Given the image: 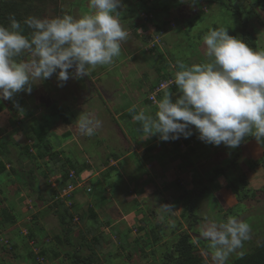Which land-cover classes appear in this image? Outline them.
<instances>
[{
  "label": "rangeland",
  "instance_id": "374dc122",
  "mask_svg": "<svg viewBox=\"0 0 264 264\" xmlns=\"http://www.w3.org/2000/svg\"><path fill=\"white\" fill-rule=\"evenodd\" d=\"M143 2H146L147 9L150 7H158L164 11L166 10L164 12L165 17L169 14V19H166L168 22L167 27L163 28L164 31L162 33L166 34L167 39L163 41L177 43L180 49H187L182 50L184 56L187 58H181L179 60L180 63H186L187 60L191 64L207 61L202 37L210 29L226 28L230 36L242 40V20L245 21V27L251 37V43H245L253 50H264V13L256 8L253 0H195V3H192L193 0H146ZM11 4L14 7L21 6L22 8L27 7V5H32V11L37 12V14H32L30 13L31 11L29 13L21 11L20 16L23 19L29 16L51 19L65 14L79 18L89 11L88 0H0V8L4 11H7L8 9L5 8H10ZM122 4L124 7L117 9L121 13V27L128 33V39L133 41L131 42V49L127 50H132L134 53L136 51L137 55L145 56L143 53L145 54L146 50L152 47L151 43L153 41L146 40L143 43V40H139V37H145V34L139 29L136 32H132V30L133 26L140 25V22H146L147 24L145 26L151 28L149 26V20L155 19V16H153V19H150V16L155 13L146 15L143 11L145 8L139 7L140 4L136 3L135 0H122ZM133 9H137L134 11L136 15H134ZM138 17L143 19L138 22L133 20L134 18L138 20ZM151 30L147 34H151ZM136 33L139 34V36L137 35L138 37L134 36ZM155 39L157 40V37ZM137 45H141V51L137 50ZM188 47L191 49L188 50ZM17 59H27V56H22ZM106 66L108 67L109 65L96 66L95 68L89 69L88 75L83 78H70L63 83L62 87L58 86L59 82L55 74L46 80H34L31 94L21 91L16 93L11 100L0 101V141H3L4 144L5 142L7 143V157L0 155V160L5 163L7 169V173H0V264H39L35 259V255L33 257L29 256L30 253L35 254L39 249L45 248L44 246H48L50 243L53 249H57L64 256L61 258L64 262H60L59 260L56 263L54 260H48L42 261L41 264H71L69 260H71L70 257L74 251L73 248L78 251L79 256L86 257L88 254L91 255L90 257L93 260L92 264H174L176 261L171 258L175 257L173 251L174 244L181 231H187L189 233L196 247L195 252L203 258L205 264H211L210 255H206L209 252L207 242L199 239L200 228L206 220L219 223L226 221L229 216H234L247 222L251 226V234L250 239L244 242L243 248L230 255L227 264L232 263L241 253L251 251L260 242L264 241V161H262L264 148H260L258 145H249L246 149L249 159L245 161L249 162L253 168L245 175V182L242 183L241 187L238 183H234L235 185L232 184L233 189L238 191L236 194L234 192V198L236 199L237 197V199H240L241 203L237 204L234 209L227 213L226 209L228 204L226 203L225 207V200L223 201L222 198L220 199L218 196L212 195L210 187L211 180L205 176L203 183H207L206 186L209 188L197 196L195 195L193 205L196 204L194 206L196 208L202 202L201 199H205L201 208H198L197 211L194 209L193 213H191L195 221L190 216L183 217V209L179 205L171 212L176 222L170 221V213H166L162 222L169 224L166 226L161 223V232H159L157 227H154L157 222L152 223L153 225L150 224L151 226L149 225L150 219L148 216L150 213L147 214L146 212L142 216H145V218L141 217L139 219L140 222L143 220L141 226H138V224L133 225L130 221H128V225L123 218V211L128 210L131 206L133 207L134 202L132 204L131 201L123 199L122 202L118 203L120 211H106L105 208L97 211V219L102 226H93L96 231L90 226V229L93 231L92 233L84 234L86 227L83 226L80 220L78 224L71 222L72 229L76 228L80 233H83L86 241L81 242V238L79 240V238L74 236L71 238V245L62 244L55 247V243L51 242V240L57 235L58 231H61V227L57 226L56 219L50 216V211L55 206L54 203L57 202L51 196L54 190V185L52 184L56 185L53 179L59 177L60 170L62 169L60 168L61 163L65 164V170L72 169L68 167L65 158L68 157L70 162L76 164V168L80 170L78 183H82L85 180L88 181V184L90 182L89 186L93 190L92 195L94 199L103 193V189L98 184V181L106 177L105 174L103 176L102 174L107 170L102 172L104 169L100 167L98 169L95 165L101 163L108 155L105 153L104 148H108L109 146L108 143L105 144V141L101 142L99 137L106 136L109 130L114 131L116 123L114 124V121L108 116V108L101 105L100 94L102 92L100 93L98 90H95V85H119L118 88H122V83H116L108 79V74H100L103 73V70H106ZM170 78L173 79L174 77ZM126 88L133 91L136 89V85H128ZM147 99L151 103L149 96ZM59 111H64L66 123H63L62 119L58 118L57 122L46 125V128H49V132L52 133V146L57 157L53 163L51 162L54 165L52 166L51 174L48 175L52 176L44 178L43 172L47 171L45 166L41 164L40 159H31L22 154L25 145H29V140L22 133L23 129L20 123L21 121L28 124L41 122L45 126L43 124L44 121L49 122L52 119L53 112L59 113ZM81 113H91L102 121V127L94 136H83L76 131L75 120ZM124 116L125 114L122 116L123 120L116 119L117 126L127 129L129 134H134L133 130L135 129L130 125V119L127 115ZM66 131L70 133L69 137L63 135ZM53 134L59 138L61 143H57L54 140ZM4 137L6 139L3 140ZM135 140L136 138H133L132 142ZM116 143L117 141H114L109 145L118 150H122V147L124 148V146L116 145ZM254 150L259 151L258 158L261 159L257 157L251 158ZM84 151L86 153L88 152L87 157ZM84 157H86V160ZM225 157L226 155L224 159ZM6 158L10 160V163ZM231 159L232 154L229 152L228 158L226 157V163L231 161ZM87 160L89 161L87 162L88 164L86 163ZM235 164L236 161L233 165L231 164V168L235 170V173L232 171L230 173L234 174V177L242 176V173L239 171L240 169L234 167ZM229 167L227 165L226 169ZM11 168L15 169L16 173H9ZM29 170H32V177L28 173ZM140 172L138 171V174ZM149 172L152 174L155 173L153 170ZM107 173L109 177L115 179V183H119L123 188H130L127 187L128 182L124 178L128 179L127 175L136 174V171H131L129 167H126V174L122 173L124 178H119V174L112 173V170H108ZM198 174L196 172L192 176L195 177ZM169 177H171L170 173L166 172V179ZM130 183L134 189L139 188L137 186V180L130 181ZM192 185V194L189 196L191 198L194 197V184ZM57 190L59 189L57 188ZM79 192L80 189H77L74 193L75 199ZM111 192H114V190H111ZM36 195H40L42 198H38ZM243 195H246V197L243 198ZM150 196L160 199V193L157 189L156 193ZM213 198L216 199L219 205L218 208L217 204L213 202ZM138 204L140 207V202ZM153 204L155 206H161L156 201H153ZM105 207L110 209L109 206ZM150 207H152V204L145 203V200H143L142 208L146 210ZM135 208L137 206H134L133 210ZM2 209H5L12 218H15V224H9L3 221ZM141 212L142 209L137 214ZM151 213L154 214L153 212ZM35 214H39V220L31 225L30 223L33 221V217L36 216ZM108 215H110L111 219L106 224ZM154 220L159 221L157 218H154ZM41 226H43L42 229H45L43 233L38 232ZM56 226L58 230L55 228ZM189 226L193 228L191 229ZM49 227L52 229L51 234L54 233L53 235H49ZM99 231H103L104 236L97 243L98 246H96L93 238L99 236ZM28 233H32L34 239L28 238ZM155 237L159 239L158 242L151 244V240ZM120 239L123 243L125 240L126 243L130 241L129 248L123 249L120 245ZM78 243H82L83 247L77 249ZM85 243H90L93 250L86 248ZM66 255L69 259L65 257Z\"/></svg>",
  "mask_w": 264,
  "mask_h": 264
},
{
  "label": "clouds",
  "instance_id": "9594fccd",
  "mask_svg": "<svg viewBox=\"0 0 264 264\" xmlns=\"http://www.w3.org/2000/svg\"><path fill=\"white\" fill-rule=\"evenodd\" d=\"M122 7V0H88L89 11L79 18L29 16L21 22L9 16L7 26L0 24V101L21 91L31 94L34 80L55 74L62 87L70 78L87 76L91 68L112 64L128 35L117 11ZM202 40L207 61L178 65L175 100L165 92L154 117L141 110L132 118L141 123L146 138L187 139L194 127L205 144L235 149L252 137L264 148V50H253L222 27L210 29ZM22 56L27 59H17ZM101 127L102 121L91 113L75 120L83 136H94ZM159 208L163 213L174 211L172 205ZM250 234L247 222L229 216L219 223L206 220L199 239L207 242L211 264H227Z\"/></svg>",
  "mask_w": 264,
  "mask_h": 264
},
{
  "label": "crops",
  "instance_id": "0c3cea01",
  "mask_svg": "<svg viewBox=\"0 0 264 264\" xmlns=\"http://www.w3.org/2000/svg\"><path fill=\"white\" fill-rule=\"evenodd\" d=\"M135 10L137 9H133L134 15H136L134 12ZM160 14H156L157 16L152 15V18L153 16L156 18L149 22V26H151V28L149 27L150 29L148 26H145L147 24L146 22H140L141 24L138 26L132 25V32H136V30L139 29L145 34V37L141 36L139 37V40L142 39L143 43H145L146 40L153 41V43L156 44L154 49H148L146 50L145 54L142 52L145 56H139L137 55L136 51L134 53L132 50H127L131 49V42H133L127 37L121 42L120 55L114 58L112 64H110L108 67H105L106 70H103V73H100L108 74V79H111L116 83H122V88H118L119 85H95V90H98L100 93L102 92L100 94L101 105L108 108L109 112L107 114H109L108 116H110L111 120L114 121V124L116 123L117 128H115L114 131L109 130L108 133H106V136L99 137L101 142L105 141V144L108 143L109 147L104 148L105 153L108 155L106 154L107 156L104 158V160L98 165H95V167L98 169L99 167L104 169L102 172L105 170H112V173L114 172L119 174V178L123 177L122 173L126 174V167H129L131 171H136V174H128V179L123 177L124 180L128 182L127 187L130 188H123L121 185H119V183H115V179L109 177V174L107 171H105L102 176L105 174L106 177L99 179L98 181V184L103 189L102 194L94 199L92 195L93 190L89 186L90 182L88 184V181L85 180L86 182L82 181L83 188L80 189L79 192L81 196L78 193L75 199L76 204L79 205L83 204L84 202H90L89 206L93 208L96 215L97 211L101 210L102 208H105L106 211H120L118 203L122 202L123 199L129 200L132 202V204L134 202V206H137V208L133 210L134 206H131L128 210L123 211V218L126 220L127 224L129 223L128 221H130L133 225L138 224V226H141L142 224L140 223L139 219L146 212L147 214L150 213L148 216L150 219L149 225L157 222L154 227H158V229L161 228V223L165 224L166 226L169 223L162 222L163 218L166 216V213L161 212L159 208L160 206H155L153 201L159 202L160 205L174 204L173 210L179 205L183 209L184 205H186L189 199L195 200L194 198L199 193H202L209 188L206 186L207 183H203L205 176L211 180L210 187L212 195L218 196L220 199L222 198L223 201L225 200V207L226 203L228 204L227 209L225 208L226 213L234 209L237 204H240L241 201L239 202L234 198L238 191L233 189L232 184L238 183L242 186L243 181L245 182V175L253 168L249 162L245 161L246 159H249L246 149L249 145H257L256 141L252 137L246 138L245 142H242L241 145L235 149H229L224 145L213 146L210 144H205L197 139V133L195 132L194 127L193 135L187 139L180 138L165 142L161 141L158 135H152L146 138V134L142 131L141 123L135 121L132 118L133 115L142 110L146 115L154 117L155 112L157 111V101L163 97L165 92L169 93L170 91L173 101L175 100L179 94V90L176 85H172L168 89L159 92L155 97V102H151L152 104L147 98L148 96L152 95V90L157 86L156 84L160 80H166L167 75H169V78L174 77L175 72L179 70V60H181V58H187L184 56V52H182V50L187 49H180L177 43L163 41L167 39L166 34L162 33L164 31L163 28L167 27L168 22H164V18L162 17V14ZM133 20L137 22L139 21L135 18ZM157 26H161V28H157ZM150 30L151 34H147V32ZM137 35L139 36L137 33L134 36ZM155 37H157V40ZM136 47H138L137 50H142L141 45H137ZM190 49L191 48L188 47V50ZM173 59L177 62L173 61ZM183 64H185V66L193 65L188 60ZM133 84L136 85L135 90L132 91L126 88L128 85ZM133 109H135V111H133ZM124 114L130 119V125L134 127V134H129L127 129L117 126L116 119L123 120L122 116ZM133 138H136L134 142H132ZM114 141H117L116 145L124 146V148L122 147V150L112 148L109 144L113 143ZM84 152L87 157L88 152ZM229 152L232 154V159L226 163V157L228 158ZM225 155L226 157L224 159ZM235 155H237V158L234 159L236 161L235 168L240 169L239 171L242 173V176H237L238 178L234 177V174L230 173V171L235 173V170H233L230 166V163L232 162ZM86 157H84L85 160ZM242 157H244V159H242ZM253 157H259L258 150H254L252 152L251 158ZM87 162L89 161L87 160L86 163ZM227 165L230 167L226 169ZM150 170H153L155 173H150ZM216 170H219L220 172L216 173ZM138 171L141 172L138 174ZM166 172H169L171 175V177L168 178L169 180L166 179ZM196 172L200 175L198 174L193 177L192 174H196ZM139 175L140 177H138ZM135 180L138 181L137 186L139 187L136 189H134L130 183V181ZM192 184H194L193 198L189 197L192 194ZM86 188L91 189V195H88V193L85 192ZM156 189L160 193V199H157V197L154 198L153 196L156 193ZM111 190H114V192H111ZM215 198H213V202L217 204L218 208L219 205ZM143 200H145V203H151L152 207L144 210L142 208ZM201 200L202 202L197 206V208L194 207L196 211L198 208H201L202 204H204L205 199ZM139 202L140 207L138 204ZM105 206H109L110 209H107ZM141 209L142 212L137 214V212ZM142 218H145V216ZM154 218H157L159 221H155ZM110 219L111 217L108 215L107 221L110 222ZM169 219L170 221L176 222L175 218L172 217L171 212ZM129 242L130 241H127L126 243L125 240L123 243L121 240L120 245L123 249L127 247L129 248Z\"/></svg>",
  "mask_w": 264,
  "mask_h": 264
},
{
  "label": "trees",
  "instance_id": "16d2710c",
  "mask_svg": "<svg viewBox=\"0 0 264 264\" xmlns=\"http://www.w3.org/2000/svg\"><path fill=\"white\" fill-rule=\"evenodd\" d=\"M135 1H136V3L140 4V6L138 5L139 7L145 8L144 11H145L146 15H151L150 13H155L154 15H156V14L158 15L161 13L162 17H164V22H167L166 19H169L168 18L169 14L166 15L167 18L163 14V12H165L166 10L164 11L163 9L158 8V7L157 8H154V7L151 8L150 7L151 9L150 8L147 9L146 2H143L146 0H135ZM253 2H254V5L256 6V8L264 13V0H253ZM32 8H33L32 5H27V7L22 8L21 6L14 7L13 4H11L10 8H5V9H8L7 11H4L2 8H0V24L7 26L9 16H15V18L18 21H20V20L23 21L24 19L20 16L21 11L26 12V13H29V11H31L30 13L37 14V12L32 11ZM140 19L142 20L143 18L138 17V20H140ZM150 19H153L152 16H150ZM151 21L149 20V22H151ZM157 28H161V26H157ZM28 33H29L28 29L25 27L24 34L27 35ZM241 38H242L243 42H246V43L250 42L251 43V37H250L249 33L247 32V29L245 27V21H243V20H242ZM155 47H156V45H154L152 48H148V49L152 50ZM173 61L177 62L174 59H173ZM167 76H166V79H169V75H167ZM173 85H175V84H173ZM51 118L52 119L49 122L44 121L43 124L45 126H43L41 122L28 124L24 121H21V123H20L21 127L23 129L22 133H24L25 137L29 140V145H25V147L23 148L22 154L28 158H31V159H40L41 164L43 166H45L46 171L48 172V173L43 172L44 178H47L48 176H52V175H48V174H51V171L53 169L52 166L54 165L52 163L54 162V160H56V157H57V155L54 152V148L52 146V140H51L52 133L49 132V128L48 127L46 128V125L50 124V123L52 124V123L57 122L58 118H61L63 123H66V116L64 115V111H59V113L53 112V115L51 116ZM63 135L65 137H69L70 133L68 131H66L63 133ZM6 136H8V135H6ZM53 136H54V140L57 143H59L60 142L59 138L54 134H53ZM8 138L10 139L9 136H8ZM4 139H6V137H4L3 140ZM6 148H7V143L5 142V144H4L3 141L2 142L0 141V155L2 157H7V155H6L7 149ZM236 158H237V155H235L233 157V160L230 163V166H232L234 164V161H235L234 159H236ZM6 160L8 161L9 159L6 158ZM65 161H66V163H68V167L72 168V169L65 170V164L61 163L60 168H62V169L60 170V175H59V177H55L53 179L55 181L58 189H61L67 183V175L71 171L74 173L76 181L79 180L80 170H78L76 168V164L70 162V159L68 157L65 158ZM262 161H264V157H263ZM9 163H10V160H9ZM235 166H236V164H235ZM3 172L7 173V169L5 167V163L2 160H0V173H3ZM215 172L219 173L220 171L216 170ZM9 173H16V171H15V169L11 168L9 170ZM28 173L30 174L31 177L33 176L32 170H29ZM240 187H241V185H240ZM228 188H231V187H228ZM47 189H48V187H47ZM86 189H89V191H86ZM86 189H85V192L88 193V195H91L90 194L91 189L90 188H86ZM231 190L234 191L233 189H231ZM51 194H52L51 196H53L57 202L54 203L55 206L52 207V209L50 211L51 215L50 214H48V215H50L54 219H56L57 226L61 227V231L60 232L58 231L57 235L54 236L53 239L51 240V242L55 243V247H57L58 245H62V244L71 245L70 241H71V238L74 236L79 238V240L81 238V242L86 241V237L84 234H87L89 232H91V233L93 232L90 229V226L92 228H93V226H97V227L102 226V224L100 222H98L97 215L94 212L93 208L89 206L90 202H84L83 204H80V205L76 204V200H75V196H74L73 205L69 209L66 207V205L59 198H57V192L55 189L53 190V192ZM36 196L38 198H42L40 195H36ZM245 197H246V195H243V198H245ZM236 199H237V197H236ZM237 200L240 202V199H237ZM71 210H72V213H71ZM2 211H3L2 212L3 221L5 223L15 224V218H12V216L5 209H2ZM193 211H194L193 200H189L186 203V205H184V208L182 211L183 217H185V216L192 217L191 213H193ZM38 215L33 217V219H32L33 221L30 223L31 225L36 223L37 220H39ZM73 215H76L78 217L77 222H73ZM192 219L195 221V218L192 217ZM79 220L83 224V226L86 227V231L84 234L80 233V231H78V229H76V228L72 229L73 227L71 226V222H73L74 224H78ZM142 221L140 222L141 224H142ZM105 223L108 224L109 222L106 221ZM44 224H46V223H44ZM44 224H42V225H44ZM57 226L55 227L56 229H57ZM156 226H158V225H156ZM42 227L43 226L40 227L38 232L40 231V233H43L45 231V229H42ZM50 227H51V225H50ZM189 228H191V226H189ZM157 229H158V227H157ZM160 229H158L159 232L161 231ZM49 230H50L49 235H53L54 233L51 234L52 229L50 228ZM93 230L96 231L95 228H93ZM98 235L99 236H95L93 238V241H94V243H96V246H98L97 243L104 236V233L102 231H100L98 233ZM27 236L30 239L31 238L34 239L32 233H30V234L28 233ZM158 240L159 239L157 237L153 238L151 240L152 241L151 244H156L158 242ZM33 244H35V243L33 242ZM85 244H86V248L92 249V246L90 245V243H85ZM44 247L45 248H43V249H39L37 251V253H35V254L30 253L29 256L33 257L35 255V259L37 260V262L39 264H41L42 261H48V260H51V261L54 260L56 263H58L59 260H60V262L63 261V259H61V258L64 256L57 249H53L51 243L48 246H44ZM82 247H83L82 243H78L77 249H80ZM195 248L196 247H195L193 241L191 240L189 233H187V231H181L179 236L176 239L175 244H174V250L173 251L175 253V257H172V258L169 257V258L176 261L174 264H205V261L203 260V258L195 252ZM73 250L74 251L72 252V256L70 257L71 260H69V262L71 264H81V263L82 264H92L93 260L90 257L91 255L88 254L86 257L85 256H79V254L77 253L78 251H76L75 248H73ZM67 255L65 257L68 258ZM172 256H174V255H172ZM27 257H28V254H27ZM230 264H264V241L260 242L251 251L243 253L242 255L236 257L234 259V261Z\"/></svg>",
  "mask_w": 264,
  "mask_h": 264
},
{
  "label": "built area",
  "instance_id": "2783aa9c",
  "mask_svg": "<svg viewBox=\"0 0 264 264\" xmlns=\"http://www.w3.org/2000/svg\"><path fill=\"white\" fill-rule=\"evenodd\" d=\"M154 45L155 43L151 44L152 47ZM152 47H149V48H152ZM174 83L175 81L172 78L159 82L158 85L152 90L151 92L152 95L149 96V100L154 103L156 95L159 92L171 87ZM52 185H54L53 188L57 192V198H59L69 209L73 205L74 196H75L74 193L76 192L77 189L83 188V183H78V181H76L75 175L72 171L68 173L67 183L61 189L57 190V185L55 184H52ZM86 191H89V189H86ZM77 221H78V217L76 215H73V222H77Z\"/></svg>",
  "mask_w": 264,
  "mask_h": 264
}]
</instances>
